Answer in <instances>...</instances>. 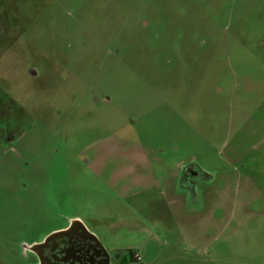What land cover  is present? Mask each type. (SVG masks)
<instances>
[{
	"label": "rangeland",
	"instance_id": "1",
	"mask_svg": "<svg viewBox=\"0 0 264 264\" xmlns=\"http://www.w3.org/2000/svg\"><path fill=\"white\" fill-rule=\"evenodd\" d=\"M74 222L110 264H264V0H0V264Z\"/></svg>",
	"mask_w": 264,
	"mask_h": 264
},
{
	"label": "flooded vegetation",
	"instance_id": "2",
	"mask_svg": "<svg viewBox=\"0 0 264 264\" xmlns=\"http://www.w3.org/2000/svg\"><path fill=\"white\" fill-rule=\"evenodd\" d=\"M33 253L38 264H110L94 236L77 222L50 232Z\"/></svg>",
	"mask_w": 264,
	"mask_h": 264
},
{
	"label": "crops",
	"instance_id": "3",
	"mask_svg": "<svg viewBox=\"0 0 264 264\" xmlns=\"http://www.w3.org/2000/svg\"><path fill=\"white\" fill-rule=\"evenodd\" d=\"M201 175H204V172H200L195 168L183 169L182 175L178 181L179 189L187 190L189 194H193L192 182L196 178L201 179Z\"/></svg>",
	"mask_w": 264,
	"mask_h": 264
},
{
	"label": "built area",
	"instance_id": "4",
	"mask_svg": "<svg viewBox=\"0 0 264 264\" xmlns=\"http://www.w3.org/2000/svg\"><path fill=\"white\" fill-rule=\"evenodd\" d=\"M135 261H139L140 257L138 255L134 256Z\"/></svg>",
	"mask_w": 264,
	"mask_h": 264
},
{
	"label": "trees",
	"instance_id": "5",
	"mask_svg": "<svg viewBox=\"0 0 264 264\" xmlns=\"http://www.w3.org/2000/svg\"><path fill=\"white\" fill-rule=\"evenodd\" d=\"M130 261L132 262V261H135V260H133V259L131 258Z\"/></svg>",
	"mask_w": 264,
	"mask_h": 264
}]
</instances>
